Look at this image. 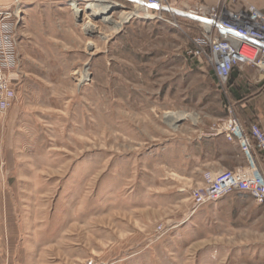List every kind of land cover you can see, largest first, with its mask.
Returning <instances> with one entry per match:
<instances>
[{"label": "rangeland", "instance_id": "rangeland-1", "mask_svg": "<svg viewBox=\"0 0 264 264\" xmlns=\"http://www.w3.org/2000/svg\"><path fill=\"white\" fill-rule=\"evenodd\" d=\"M24 1L1 10L16 21L0 37L14 92L0 119L15 121L0 126L12 135L0 157V264H264V205L230 192L194 210L181 173L198 160L183 157L186 139L224 116L212 68L191 54L198 23L106 0L115 22L138 13L117 28L70 6L92 0H43L31 36Z\"/></svg>", "mask_w": 264, "mask_h": 264}, {"label": "built area", "instance_id": "built-area-1", "mask_svg": "<svg viewBox=\"0 0 264 264\" xmlns=\"http://www.w3.org/2000/svg\"><path fill=\"white\" fill-rule=\"evenodd\" d=\"M131 1L144 13L157 12L160 19L161 13L168 12L197 22L201 35L191 54L205 59L221 85L225 84L236 65L246 64L264 70V12L256 6L241 5L239 0H214L213 4L200 0L205 4L199 6L186 0ZM11 20L16 21L11 13L0 11V37L9 28L7 22ZM6 60L0 67L1 110L10 105L14 95L6 77L9 70L13 71L12 58L6 57ZM216 132L227 141L237 143L247 166L205 173L202 184L190 189L189 199L193 209L216 201L229 192L247 194L256 203L264 205V130L256 123L245 127L232 106L226 105ZM255 150L260 153L261 165L255 157ZM163 233L164 229L159 226L151 238L157 240Z\"/></svg>", "mask_w": 264, "mask_h": 264}, {"label": "crops", "instance_id": "crops-1", "mask_svg": "<svg viewBox=\"0 0 264 264\" xmlns=\"http://www.w3.org/2000/svg\"><path fill=\"white\" fill-rule=\"evenodd\" d=\"M187 3L193 5L199 0H186ZM14 0H0V11L13 9ZM243 5L252 4L264 12V0H239ZM43 0H25L24 4L18 9L21 20L24 24L29 26L30 35L32 36V29H42L43 19L39 14L42 10ZM29 35V36H30ZM21 73V72H20ZM214 73V72H213ZM22 74V73H21ZM220 90L224 96L223 112L225 106L231 105L235 115L239 118L245 127L256 123L264 130V70L256 66L240 64L233 67L230 75L224 85H221L215 74ZM15 127V121L8 119L1 120L0 126ZM6 133L3 138L0 137V157L6 153V145L4 141L10 139ZM187 140L183 150L184 158H197L198 160L190 169H185L181 173L190 174L187 177L188 189L194 186H200L203 182V175L205 173H216L223 169L245 168L247 162L243 156L239 146L235 142H229L225 137L219 133L209 132L200 129V133ZM12 141V140H11ZM12 144L10 143V146ZM9 148V147H8ZM255 157L261 165L260 153L255 150ZM223 159H228L227 161ZM230 193V192H229ZM222 202V203H221ZM231 199H221L215 204L221 206L229 205Z\"/></svg>", "mask_w": 264, "mask_h": 264}, {"label": "bare ground", "instance_id": "bare-ground-1", "mask_svg": "<svg viewBox=\"0 0 264 264\" xmlns=\"http://www.w3.org/2000/svg\"><path fill=\"white\" fill-rule=\"evenodd\" d=\"M70 6L73 9V11L75 12V14L79 17L83 14V12H88L87 14L90 15L93 18H97L100 17V19L103 22L106 23H112L114 24V26H116L117 28H119V26L127 21L129 18H131V16H135L136 14H138L136 11L135 12H121L120 15V20L119 22H115L111 16H109V12L116 6V4L106 1V0H92L87 2L86 6L84 8H80L77 3L75 1L70 2ZM138 16V15H137ZM145 17V16H144ZM84 26L89 29V30H93L94 29V25L91 22H86L84 24ZM97 27V26H96ZM113 27V26H112ZM87 74V73H86ZM168 113V112H167ZM167 117H170V114L166 115ZM179 117V116H178ZM178 117H174L175 119H177ZM172 118V117H170ZM173 118L174 121H176ZM172 120V121H173ZM173 121V122H174Z\"/></svg>", "mask_w": 264, "mask_h": 264}, {"label": "snow or ice", "instance_id": "snow-or-ice-1", "mask_svg": "<svg viewBox=\"0 0 264 264\" xmlns=\"http://www.w3.org/2000/svg\"><path fill=\"white\" fill-rule=\"evenodd\" d=\"M151 7H156V5H151Z\"/></svg>", "mask_w": 264, "mask_h": 264}]
</instances>
